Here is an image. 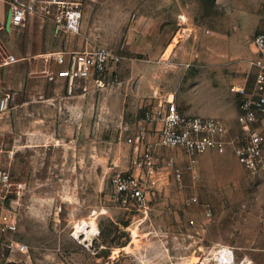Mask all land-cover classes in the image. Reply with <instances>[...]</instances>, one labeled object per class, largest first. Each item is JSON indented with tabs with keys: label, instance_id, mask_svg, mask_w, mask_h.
<instances>
[{
	"label": "rangeland",
	"instance_id": "rangeland-1",
	"mask_svg": "<svg viewBox=\"0 0 264 264\" xmlns=\"http://www.w3.org/2000/svg\"><path fill=\"white\" fill-rule=\"evenodd\" d=\"M247 5L260 12L253 30L264 18V0L82 1L83 38L122 57L105 86L93 90L104 101V116H90L68 146L55 141V131L50 136L48 120L39 125L33 104L23 106L21 96L0 114V177L9 176L0 179V222L18 227L0 233V264H264V173L254 176L244 167V180L234 190L225 193L224 184L211 190L207 179L194 177L195 165L190 169L173 151L174 164L162 167L147 214L111 198L115 173L132 167L135 146L129 138L148 100L173 98L205 72L227 74V68L200 67L219 62L227 48L218 40L226 36L205 37L201 23L221 31L230 14ZM182 10L194 14L198 35L186 39L184 52L164 54L159 24L153 23H173ZM263 32L249 37L247 47ZM255 78L250 75L247 90ZM227 123L236 134L237 115ZM39 130L42 137H34ZM178 171L184 173L181 182ZM79 223L88 241L77 237ZM11 242L28 248L11 249Z\"/></svg>",
	"mask_w": 264,
	"mask_h": 264
},
{
	"label": "crops",
	"instance_id": "crops-1",
	"mask_svg": "<svg viewBox=\"0 0 264 264\" xmlns=\"http://www.w3.org/2000/svg\"><path fill=\"white\" fill-rule=\"evenodd\" d=\"M45 1L47 0H0V100L4 95H9L10 101L21 96L23 106L32 103L34 115L39 116V125L46 124L48 120L50 136H53L51 133L55 131V141L70 146L72 133L82 132L90 116L98 118L100 115L103 119L104 101L102 98L99 100L93 93V90L99 89L96 84H70L67 79L60 77L59 72L67 63L62 65L58 56L67 52L66 61H68L70 58L68 52L91 48L97 44L83 38V19L78 34L69 33L59 27L52 17L42 11ZM15 5L33 6L35 10L28 11L24 21L17 25L13 23ZM245 7L241 6L239 10L230 14L228 21L222 25L224 30L218 31L205 23L200 25L205 37L211 36L208 33L227 37L218 39L227 46L223 50L224 57L219 62L210 61L211 64H201L200 67L227 68L229 69L227 74H215L216 71L207 72L208 74L205 72L195 78L192 84L194 86L189 90L180 89L173 92V98L151 97L148 104L174 100L184 113L219 117L226 122L232 121L238 115L239 109V95L233 89L247 86L250 75H255L251 62L256 58V48L255 45L249 48L246 43L249 37L264 28V18H262L259 26L251 30L255 25L254 19L260 12L249 10L248 5ZM84 13L83 8V18ZM149 24L152 25V21ZM153 24H159L157 26L162 38L160 50L164 54L184 52L186 39L188 37L194 39L198 35L197 31L200 30L194 14L185 13L183 10L176 13L173 23L160 21ZM149 46L156 50L153 42ZM10 55H14L16 61L4 65L3 61ZM184 64L189 67L192 63L185 61ZM244 71L246 73L242 75ZM85 86H87L86 90ZM44 116L49 118L46 119ZM38 133V136L42 137L41 130L35 132L34 137ZM151 140H154V137H151ZM173 151L189 162L188 157L181 150H164L165 154L168 153V157ZM175 160L180 161L178 157ZM244 170L234 149L229 147L225 153L209 151L198 156L193 174H197L199 179H207L211 190L218 189L224 184L225 187H221V190L224 189L227 193L244 180ZM131 245L133 243L124 249L132 248Z\"/></svg>",
	"mask_w": 264,
	"mask_h": 264
},
{
	"label": "built area",
	"instance_id": "built-area-1",
	"mask_svg": "<svg viewBox=\"0 0 264 264\" xmlns=\"http://www.w3.org/2000/svg\"><path fill=\"white\" fill-rule=\"evenodd\" d=\"M32 10H35L33 6L15 5L13 23L21 24L27 12ZM42 11L69 33H80L82 1L47 0ZM254 45L257 55L251 65L255 71V85L252 90H247V86L233 89L239 95L237 133L233 134L222 118L182 112L174 100L147 105L137 131L129 138V143L135 146L132 167L128 171H118L112 178L111 198L114 202L122 206L132 205L145 214L149 212L151 196L158 185L162 167L167 164L165 168L170 169V165L174 164L165 154V149L181 150L188 157L192 169L199 155L209 151L225 153L232 147L239 162L250 173L254 176L264 173V33L255 36ZM66 53L58 56L62 65L67 63L59 76L70 84L94 83L98 88L105 86L108 75L122 58L104 44L68 52V61ZM15 61L16 57L10 55L3 64L9 65ZM9 103L10 96L4 95L0 100V112H5ZM175 178L183 181L184 173L176 172ZM0 179L6 182L9 176L2 174ZM262 225L264 228V218ZM17 228L14 221L0 222L2 234L15 232ZM7 246L21 252L28 248L25 244L14 242Z\"/></svg>",
	"mask_w": 264,
	"mask_h": 264
},
{
	"label": "bare ground",
	"instance_id": "bare-ground-1",
	"mask_svg": "<svg viewBox=\"0 0 264 264\" xmlns=\"http://www.w3.org/2000/svg\"><path fill=\"white\" fill-rule=\"evenodd\" d=\"M169 51H170V50H169ZM77 227H78V230H77V232H76L77 237L80 238L81 240H87V241H88V240L90 239V234H89V232L86 231V230L84 229V227L82 226L81 223H79V224L77 225ZM137 229H138V228L134 229V236H135V237L138 236V235H137V234H138ZM84 231H85V233H86L85 238L83 237L84 233H82V232H84ZM80 236H81V237H80Z\"/></svg>",
	"mask_w": 264,
	"mask_h": 264
}]
</instances>
